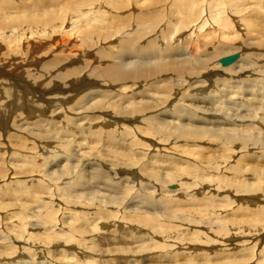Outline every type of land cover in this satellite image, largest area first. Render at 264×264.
Listing matches in <instances>:
<instances>
[{
	"label": "rangeland",
	"instance_id": "rangeland-1",
	"mask_svg": "<svg viewBox=\"0 0 264 264\" xmlns=\"http://www.w3.org/2000/svg\"><path fill=\"white\" fill-rule=\"evenodd\" d=\"M15 1L9 0L6 2L8 4H3L4 11L11 13L10 8H12V6L15 7L18 3H22L23 1H25L26 4L28 3V5L31 3V0ZM62 1L63 3H69L68 0ZM98 2L99 5H93L91 1H88V9L92 7L98 8L101 5V0ZM10 3H13L14 5L12 4V6H10ZM64 5L65 3L62 6ZM138 6L139 5L136 2V5L133 7L130 5L129 9H127V7L125 10L133 8V14H136ZM105 9L107 12H112L111 7ZM125 10L123 12H125ZM86 11L88 10H85L84 12L86 13ZM79 15L80 14H78V16L76 15L75 18L80 17ZM70 28L71 26L69 25L65 26L63 33H57L56 35L44 38L45 40L41 42L42 45L44 44L43 48H47V52H50L51 49L55 50V52L41 57L45 58V60L43 63L39 64V67L47 62L51 56L61 51L60 43L73 51L75 50L77 53L81 52L75 48L76 42H79V39L73 35L67 34ZM5 36L6 34L0 36V38L4 39L3 37ZM239 37L240 39H238ZM216 41L217 43L219 42V44L221 43L220 45L224 44L223 40L221 41L218 37L216 38ZM262 41L264 44L263 38L257 39L256 36L254 38L253 35H249L247 39V42L250 45L245 46V50L246 53L252 55V66L254 67L251 66L248 70H252L254 73L252 74L251 71H246L244 76L246 73L247 75H250V82H244V76H239L240 78L243 77V80L240 78H238V80V76L235 77V75L239 74H234V76L229 75V73L223 72L221 67H218L214 68V70H209L208 72L200 71V80L205 82H201L199 85L194 84L193 87L186 86L182 88L175 86L171 88L169 94L167 92L168 89L164 90L161 88V85H166L168 78L167 76H161L140 81L136 84L137 87L133 84V81L119 82L115 83L113 86H105L102 85L101 81H98L93 84V86L74 95L64 89V91H66L64 92L65 94L60 91V94L58 95L46 96L43 103H53L55 105L51 108H43L41 111H38V109L32 110L30 108L29 104L33 103L34 99H30V101L27 102H23L22 100L24 107H17L18 104L13 98L12 100L15 101L14 115L13 117H10L11 119L9 120V125L6 129L7 131H4L2 137H0V163L3 162L5 167H10L3 176H0V229L2 230V233L0 234V264H83L84 262L90 264H189L188 260L191 259L193 262H191V264H264V239L262 241V239L259 238H264L263 234L260 236H248L246 234V237L241 234H233V236H231L232 234H229L228 236L226 235L227 238L226 236L218 239L216 238V243H200L195 241L192 238V235H190L192 230L198 229V231H205L210 228L208 229L210 231L209 235L213 236L214 232L211 229L213 228L211 222H215L217 219L222 220L221 225H224L229 221H234L238 223L241 222V225L248 227L250 224H253L254 219L257 218V214L260 213L258 211H260L261 208L264 209L263 148L255 147L253 144L246 145V142L244 143L246 147H244L242 143L243 147L241 150V142H236V139H234V143L228 148V146L223 145V140L213 135H204V132L206 131L201 129L211 127L210 125L205 124L207 121L209 122V119L211 120L213 118V120L216 119L220 121L221 119L228 117L227 120L233 121L239 126L235 127V129L247 130L251 133L246 135L252 136L257 135L258 133V144H261L263 139L260 132L264 133V122L262 121V119H264V47L262 46L264 45L261 44ZM244 43L245 41L240 35L236 36L234 42H230V46L225 44L226 46L220 50L225 54L222 58L235 53H238L240 58L243 57L242 52H237L235 49ZM13 44L14 43H7L6 40H0V70L4 71L3 73L7 72L6 76L11 74L13 77H21L19 79L14 78L15 80H22V78L28 80L29 78H26L28 77L26 70H28L27 66L29 65H26L25 62H21V59L25 56H21L22 52L16 53L15 48H12ZM115 45L116 42L109 41L105 43V50L114 49ZM232 48H235V52L233 53H231L232 51H229V49ZM98 49L99 47L96 46L87 49V51L91 52L89 55H86L85 59L87 61L96 59L95 55ZM11 50L13 53L10 52ZM207 50L211 51L212 48L208 47ZM14 52L16 54H14ZM73 60L83 61L80 57L73 58ZM105 63V61H101L100 65L104 66ZM79 65L80 62H75V64H71L69 68L72 69ZM94 65H99L98 61H95ZM63 72L64 70H62L61 73ZM210 72L213 74L208 75ZM205 75L207 78L204 77ZM4 77L5 76L1 77V79H4ZM260 78L263 80L261 81ZM224 83L228 86H224ZM242 83L243 85L240 86ZM167 85L171 87L169 83ZM196 85H198V87H195ZM248 85H252L253 87ZM234 86L244 87L240 90H245L246 88V92L234 93L237 91V88H230ZM12 87L13 85L1 84L0 82V108L2 107L1 103L7 99L5 98L7 97L5 94L6 90H9ZM175 90H179V93L176 94ZM104 91L105 93L106 91L110 93H106L107 97H100V92ZM251 93L253 94L251 95ZM86 94L90 97H96V99L89 105L99 100L102 101L95 104L102 105L109 99L111 100L110 102H120L121 98L124 97L128 100L123 105H133L132 108L129 107L132 111L139 107V104H135L133 101H148L151 107L145 108V106H140L141 110L126 117L128 120L119 123L113 122V124L107 123L105 125V122H109V118H107L105 112L112 110L109 109V106H107L108 104L106 103L102 107L92 106V109L86 110L85 112L81 110V114H78L81 106L78 105V103L88 96ZM133 94L134 98H132ZM165 94L170 95V98L168 96L166 105L163 106L164 108L161 107V109L159 105L157 106V102L161 101L158 100L159 96ZM218 101L224 102V104H222V110L219 108L221 105L218 107L221 113L213 112V109H217V106L219 105ZM204 105L206 107H202ZM176 106L178 107L174 110ZM259 106L261 107L260 109H258ZM99 107L102 110H100ZM198 107H202L203 109L206 108V110L209 108V112L207 113L206 111L205 113H201L199 112L201 109ZM73 108L75 110H73ZM195 108H197V110H195ZM25 110L30 112L32 115L31 118L27 119V121H24V118L21 119V117V120L18 119V115H21L19 113ZM224 111L227 113L222 114ZM187 112L188 117L190 115L192 116L190 117L192 118L191 120L187 119ZM239 115H245L250 119H245L241 122L240 119L242 118L238 117ZM84 116L85 118H83ZM120 118L121 117L118 119ZM160 119H163L166 122L160 123ZM251 119L257 120L258 123L255 122V124H249V126H241L243 123H250L247 121H251ZM43 120L53 123L52 125H48L49 127L44 124V127L42 128L38 127L39 125L29 126L24 124V122L42 123ZM19 122L24 128L28 126L27 132L18 131ZM156 122H159V124L156 128L158 130L155 131L157 135H154L151 133V129H148L147 126L151 124L155 126ZM189 123H194L196 126L191 127ZM125 126L126 128L136 129L134 133L131 131L132 134H130L129 138L126 137L127 135L122 136V130L120 131L118 129L119 127L124 129ZM182 126H186L185 128L187 131H184L183 129L185 128H182ZM79 128L85 129L79 131ZM191 128H194L195 130H191ZM67 129L70 133H68L69 135L66 139L70 141L72 146L71 155H73L70 156V159L72 160L70 163L73 164L74 162V164H79L81 161L82 165H86V162H88V164H95L94 169L102 165L108 172V176L103 178L104 184L107 182L110 183L109 180H113V183L118 186L117 188L122 189V192H118L114 195L113 200L105 203L103 202L105 201L104 197L88 195V192L83 196L87 198L90 197V199L93 200L89 205V202L86 200L83 201V203H77L82 202L77 199L71 201L67 195L66 197H60V195H57L56 198L53 196L52 190L48 189L49 186H45L44 182L42 183V181L45 180L43 178L45 177V171L50 169V166L52 165L51 163H54V161L57 162L58 159H61L64 156L63 150H60L61 147L57 146L58 144L54 141V138L59 139V141L64 139L65 135H62V133ZM37 133L44 134L48 137L49 141H44L43 138H36ZM58 135L60 136L58 137ZM159 140L162 141L159 142ZM154 142L158 144H155ZM90 144L94 145L92 152L95 156L94 158L90 157L86 159V153L91 152L89 150V146H91ZM131 149H136L137 155L132 156L130 152ZM40 155L43 157L41 158ZM129 157L136 161V163L130 161ZM39 160L42 163H39ZM115 161L120 163V168L114 166ZM220 161L223 162L222 166H218ZM237 161H240V164L236 165ZM66 163L67 160L63 161L61 165H65ZM32 164H36V166L40 165L42 169L40 170L39 167L34 168L32 167ZM122 165H125V167ZM179 166L184 168L181 170H185V168L192 169V171L197 174V177L186 178L185 175L179 178L177 182L168 183L167 181H164L165 183L162 184L157 183V180L152 179L146 174L147 172L144 173L143 171L146 169L149 172L151 171L163 176L171 171L179 175L180 173H177V170H175V168ZM58 169L59 167L55 169L53 168L50 172L53 173L54 170L58 171ZM241 170H243L242 173L239 172ZM208 176H212V178L215 179L221 178L220 180L238 179L240 182H248V184L249 182L250 184H254V182L256 184V181H258L257 185L259 187L261 185V187L259 189V187L256 186V190L253 189L254 192L245 193L232 190L230 189V186L220 190L216 189L210 181L197 182L198 178V180H202L200 177L205 178ZM189 179L194 180L190 181ZM46 180L48 179L46 178ZM65 181H70V183L73 184V180L67 177V179H59V181H57L59 182L57 186L60 188H63V185L64 187H67ZM189 181L192 188H190L191 193L189 191L186 192V189H180L182 183L185 184V182ZM133 185H136L134 186L135 188L132 187ZM125 186H131L132 189L126 191V188H124ZM50 187H52L51 184ZM73 188L74 187L71 186L68 190L72 191L74 190ZM48 191L50 193H48ZM79 192H81V190L75 187L74 194ZM60 193L64 194L61 191ZM181 195L183 196L182 199L180 198ZM143 196H147L150 199L144 200L148 207H144L141 210L145 213L156 215L158 217L157 220H159L158 223H162L164 227L168 228L169 225L173 226L170 228L174 230L173 233L178 232L175 237H180H176L177 241L173 238L169 240V242H165L166 238H162L161 234L157 235L153 229L147 228L132 220L131 217L136 215L135 211H132V209L140 205L139 202L142 201L139 200H142ZM163 196L167 198L170 197L173 202L175 201V204L178 203L179 205L171 207L172 205L170 204H162L160 200L164 198ZM210 196L212 198L208 201ZM150 202H152L154 206L157 205L156 202H159V205L162 207H170H168V210H166V207L164 209L165 211L153 209V205L149 206ZM128 208H132L131 211H129ZM39 209L41 210L40 216L44 215L46 212L52 211L50 218L53 220H50L53 221V223H49L48 226L52 227V229L57 227L56 232H59L61 229L65 232L70 231L69 226L73 223L77 230H80L78 229L80 226V228L87 231L86 237L84 236V239L80 238L82 242L76 237L75 241L74 238L69 241L56 238V241L51 242L52 244H50V246L46 245L45 241L41 240V235L39 234L41 229L27 227L25 231L19 227L18 223L19 217L21 216L31 218V220L33 219L35 221V216H37V210ZM99 212L104 220L98 224V219V221L95 220L94 223L91 224V222H93L92 220L96 219L95 214ZM175 214L181 218L183 217L187 219V216L191 218L195 216L194 223H189L187 220V222L182 220L179 221L180 217H177L179 218L178 220H172L175 217ZM161 215L168 216V219L164 220ZM198 216L199 219L201 218L200 221H195ZM230 223L232 224V222ZM94 225L98 228L96 227V229L93 230ZM202 225H204V227ZM175 226L178 229L177 231L174 229ZM189 226L190 228L184 233V229H187ZM19 233L22 234V237L18 238ZM141 235L147 236V242L155 245L152 247L161 246L162 244L171 247L166 249L168 252H165L166 250H161L160 248L152 250L150 248L144 249L142 248L141 242H139V237ZM42 237L45 238V236ZM28 238L35 240L38 243H32L34 244L33 246L31 244H23L27 242ZM257 238L260 239L258 245L251 246L258 240ZM9 239L12 241L9 243L5 242V240L9 241ZM186 239L188 240L185 241ZM227 240L228 242H226ZM245 240L249 242H246ZM173 242L177 245L175 243L173 244ZM193 243L195 246H190L193 245ZM172 244L174 246H172ZM249 245L251 247H247ZM256 248L258 258L254 255L256 256L255 258L249 259L250 255L248 256L247 253L253 252ZM64 255L67 256L68 260L63 258ZM176 260H178V262L175 263Z\"/></svg>",
	"mask_w": 264,
	"mask_h": 264
},
{
	"label": "bare ground",
	"instance_id": "bare-ground-1",
	"mask_svg": "<svg viewBox=\"0 0 264 264\" xmlns=\"http://www.w3.org/2000/svg\"><path fill=\"white\" fill-rule=\"evenodd\" d=\"M8 1L9 0H0V36H3L4 34H6V36L3 37L4 39L0 38V40H6L7 43L8 42L14 43L12 48H15V52L16 53L22 52L21 56H25L23 57V59H21L22 60L21 62H25L26 65H29L27 66L28 70H26L28 73L27 75L28 77L26 78H29V79L26 80L22 78V80H15L14 78L19 79L21 77L19 78L13 77V75L11 74H9V76H6L7 72L3 73L4 71L0 70L1 84L13 85L12 88H10L9 90H6L5 94L7 97L5 98L7 99L1 103L2 107L0 108V137H2L4 131H7L6 129L9 125V120L11 119L10 117H13L14 115L15 101L18 104L17 107L18 106L22 107L23 106L22 100L23 102L24 101L27 102V101H30V99H34L33 103L29 104L30 108L32 110L38 109V111H41L43 108H51L55 105L53 103H43L45 101L46 96L58 95L60 94L59 93L60 91L63 92V94H65L64 92L66 91H64V89L72 93V95L76 93L78 94L86 90L90 86H93V84H95L98 81H101L102 85H105V86H108V85L113 86L115 85V83L124 82V81H133V84L137 87L136 84L138 82L147 80L148 78H158L161 76H167L168 80L166 81V85H161V88L164 90L168 89L167 92L169 94V91L171 90L172 87H175V86L182 87V88L186 86L193 87L194 84L199 85L201 82L202 83L205 82L203 80H200V77H201L200 71L208 72L209 70H214V68L221 67L223 72L229 73V75L234 76V74H239V75H235V77L238 76L237 79L240 78L239 76H244V73L246 71L247 72L251 71V73L253 74L254 71L248 70L249 68H251L253 64V59H252V55L250 53H246V50H245L246 49L245 46L250 45L247 42V39L249 35H253L254 38L256 36L257 39L259 38L264 39V0H101V5L98 8L92 7L90 9H88V6H89L88 1H91L93 5L95 4L99 5V2H98L99 0H78V2L77 0L76 1L68 0L69 3L67 4L66 2H64L65 3L64 6H62L64 4L62 0H37V1L33 0V2L31 0V3L29 5L28 3L26 4L25 1H23L22 3H18V5H16L15 7L12 6L13 3L12 4L10 3L11 5L10 4L9 5L12 6V8H10L11 13H7L4 11L5 9L3 8V4H8L6 3ZM136 2L139 5L136 10V14H133L134 13L133 8L130 10H125L127 7H128L127 9H129L130 5H132V7L136 5ZM107 7L108 8L111 7V10H112L111 13L106 11L105 8ZM85 10H88V11H86L85 13L84 12ZM124 10L125 12H123ZM78 14H80L79 15L80 17L75 18L76 15L78 16ZM68 25L71 26V28L69 29L67 34L73 35L77 39H79V42H76L75 48L81 52L77 53L75 50L73 51L67 48V46H65L64 44L60 43L61 51L51 56L47 62L40 65L39 67V64L43 63L45 60V58H41V57L55 52V50L53 49H51L50 52H47L46 51L47 48H43L44 44L42 45L41 42L45 40L44 39L45 37L56 35L57 33H63L64 27ZM239 35L245 41V43L238 46L236 49L235 48L229 49V51H232L231 53L235 52V50H237V52L240 51L242 52L243 57L241 58L239 57L237 59L238 61L236 60L234 64L232 63L231 65L226 66V67L222 66L219 61L222 58V56L225 54L222 53L220 50L224 48V46L226 45L230 46V42L232 41L234 42L235 37ZM217 37L218 39H221V41L223 40L224 42L223 45H220L221 43L219 44V42L217 43L216 41ZM238 39H240V37ZM109 41L116 42L117 46L115 45L114 49L105 50L106 48L105 43ZM261 44L264 45L263 41L261 42ZM56 46H57V43H56ZM93 46L99 47L95 55L96 59L87 61L85 59L86 55H89V53L91 52V51H87V49ZM208 47H211L212 50L208 51L207 50ZM10 52L13 53L12 50ZM15 52L14 54H16ZM78 57L82 58L83 61L73 60V58H78ZM95 61H98L99 65H94ZM101 61L106 62L104 66L100 65ZM75 62L76 63L80 62V65L78 67L70 69L69 66L71 64H75ZM62 70H64L63 73H61ZM209 74L212 75L213 73L210 72L208 73V75ZM3 76H5L4 79H1V77ZM204 77L207 78L206 75ZM244 77L245 78L242 77L243 79H245L244 82L245 81L250 82L251 80L250 75H247L246 73ZM260 80L262 81L263 79L260 78ZM168 83L169 85H171V87L167 85ZM198 85H196L195 87H198ZM242 85L243 83L240 84V86ZM224 86H228V85H225L224 83ZM248 86L253 87L252 85H248ZM230 88L232 89L237 88V91L234 93L246 92V88L245 90H240L244 87L234 86ZM247 90H248V87H247ZM178 91L175 90V93L178 94L179 93ZM106 93H110V92L106 91ZM106 93L105 91L100 92L101 94L100 97H107ZM168 94L159 96L158 100H161V101L157 102V106L159 105L161 108L166 105V100L168 96L170 98V95ZM252 94L253 93H251V95ZM13 98L15 99V101L12 100ZM132 98H134V94L132 95ZM95 99L96 97H90L88 95L86 96V98L80 101L78 105H81V106L79 109L80 111H78V114H81L80 113L81 110L85 112L86 110L92 109V106L102 107L106 103L108 104L107 106H109V109H112V110L105 112L107 118H109L108 119L109 122H105V125L107 123L113 124V122L119 123L121 121L128 120L126 119V117L128 115L134 114L135 112L141 110L140 106L141 107L145 106V108L151 107L148 101L147 102H143L142 100L137 101V102L133 101V103L139 104V107L136 109L133 108L134 110L132 111L131 109H129V107L132 108L133 105L132 106L129 104L125 106L123 105L128 100V99H125L124 97L121 98L120 102L119 101L110 102L111 100L109 99L105 101L102 105L95 104L102 100L95 101L93 104L89 105ZM218 102H219V105L217 106V109L216 108L213 109V112L221 113L219 110L222 108L223 106L222 104H224V102L222 101H218ZM261 102L263 103L262 100ZM261 102L259 103L262 104ZM220 105L221 107H219ZM100 107L99 109L102 110ZM177 107L178 106H176L174 110H176ZM202 107H206V106L204 105ZM202 107H198L201 109V111L199 112L201 113L203 112L205 113L206 111L207 113L209 112L208 111L209 108L206 110V108L203 109ZM218 107L220 109H218ZM260 108L261 107L259 106L258 109ZM73 110L75 109L73 108ZM195 110H197V108H195ZM224 113H227V112L224 111L222 114ZM19 114L21 115H18L19 116L18 119H20L21 117V119L24 118L23 119L24 121H27V119H30L32 116L30 112L26 110L23 112H20ZM119 117L121 118L118 119ZM190 117L192 116L190 115L188 117V112H187V119L191 120L192 118ZM238 117L242 118L240 119L241 122L242 120L250 119L249 117L245 115L244 116L239 115ZM83 118H85V116ZM227 118L228 117H225L224 119L220 118L222 121L221 120L219 121L216 119L213 120V118L211 120L209 119V122L207 121L205 124L210 125L211 127L201 128L204 131H206L204 132V135H213L215 137H218L219 139L223 140V145L228 146V148L234 143L233 142L234 139H236V142H241V150L243 147L242 143L244 145V143L246 142H247L246 145L253 144L255 147H261L264 150V133L260 132V134L262 135L263 141L261 142V144H258L259 142L258 137H257L259 136L258 133L257 135H252V136L246 135V134H251V133H249V131L247 130L235 129V127H239V126H237L236 123H234L233 121L227 120ZM251 121H254V122H251ZM251 121L249 120L247 122H250V123H243V125L241 126L244 127V126H249V124H255V122L258 123L257 120H254V119L253 120L251 119ZM262 121L264 122V119H262ZM164 122L166 121L163 119H160V123H164ZM52 123L48 122L47 120H43L42 123L41 122H31V123L24 122L25 125H29V126L39 125L38 127L40 128L44 127V124H46L47 127H49L48 125H52ZM158 124L159 122H156L155 126L151 124L147 126V128L151 129V133H153L154 135H157L155 131L158 130L156 129ZM193 124L194 123H189L191 127L196 126L195 124L194 125ZM18 127H19L18 131L27 132L28 130V126L24 128L23 125L20 124V122L18 124ZM185 127L186 126H182V128H185ZM68 129L62 133V135H65V138L61 139L60 140L61 142L59 141V139L54 138V141L57 142L58 144L57 146H60L61 147L60 150H63L64 156L62 158L60 157L61 159H58L57 162L54 161V163H51L52 165L50 166V169L48 171H45L46 173L44 172L45 177L43 178L45 180L42 179L44 180L42 181V183L44 182L45 186H49L48 189L52 190L53 196H55L56 198H57V195H60V197L61 196L66 197L67 195L69 196L71 201H73L74 199H77L78 201L79 200L82 201V202H77V203H83V201L86 200L89 202L88 203L89 205L90 202L93 200L90 199V197L87 198L83 196L85 193L88 192L87 193L88 195H97L100 197H104L105 201L103 202L105 203L107 201L113 200L114 195L117 194L118 192H122V189L117 188L118 186H116L113 183V180H109L110 183L107 182L104 184L103 178H106V176H108V172L107 170L104 169L102 165L101 166L99 165L100 167L94 169L95 164H91V163L88 164V162H86L87 163L86 165H82L81 161L79 164H74V162L73 164L70 163L72 161L70 159L71 158L70 156H73V155H71L72 146L70 144V141L66 139V137L69 135L68 133H70ZM83 129L85 128H79V131L81 130L83 131ZM118 129L120 131L122 130L123 133L121 135L122 136L127 135L126 136L127 138H129L130 134H132L131 131H133V133L136 131L135 128L130 129V128H126V126L124 129L120 127ZM183 130L187 131L186 128ZM191 130H195V129L191 128ZM196 130H199V129H196ZM46 132H47V129H46ZM36 136L34 137L43 138L44 141L48 140V137L42 133L41 134L37 133ZM59 136L60 135H58V137ZM56 138H57V135H56ZM160 141L162 140H159V142ZM93 144H90L91 146H89V150L91 152L86 153L87 154V157H85L86 159L90 157L94 158L95 156L94 153L92 152L93 147H94ZM155 144H158V143H155ZM246 145H244V147H246ZM135 150L136 149H131V151L129 150L132 156L137 155L136 154L137 150L136 151ZM117 158L120 159L119 157ZM44 160H45V157H44ZM65 160H67V163L65 165L64 164L61 165L62 162ZM129 160L132 161L133 163L134 162L136 163V161H134L131 157H129ZM41 161L39 163H42ZM222 163L223 162L220 161L218 166L220 165L222 166ZM238 164H240V161H237L236 165ZM119 165L120 163L118 161L117 162L115 161L114 166L119 167ZM32 167L34 168L39 167L40 170L42 169L40 165L36 166V164H32ZM57 167H59L58 171L54 170L53 173L50 172L51 169L53 168L55 169ZM123 167H125V165ZM9 168L10 167H5L3 162L0 163V176H3L5 172H7V169ZM181 169H184V168L180 166L175 168V170H177V173L178 172L180 173L179 175L175 174V172L170 171V173L165 174V176L161 174L153 173L151 171L149 172L146 169L143 171L144 173L147 172L146 174L150 176L152 179L157 180V183H162V184L165 183L164 181H167L168 183L177 182L179 178L185 175H186V178L197 177V174H195L192 171V169L191 170L189 168L188 169L185 168V170H181ZM242 171L243 170L239 172L242 173ZM67 177L73 180V184H71L70 181H65V183L67 184V187H64V185H63V188L58 187L57 185L59 184V182L57 181H59V179H62V178L67 179ZM46 178L48 180H46ZM200 178L202 180H198L199 179L198 178L197 182L200 183L201 181L202 182L210 181L213 183L212 185L215 186L216 189H219V190L230 186V189L235 190L237 192L249 193V192H254L253 189H255L256 186L259 187L257 185L258 181H256V184L255 182L254 184L253 183L250 184V182L248 184V182L247 183L240 182L238 179L220 180L221 178L215 179V178H212V176H208L205 178L200 177ZM192 180L194 179H191L190 181ZM190 181L185 182V184L182 183L180 189L182 190L186 189L187 190L186 192L188 191L190 192L191 191ZM50 184L52 187H50ZM71 186L74 187L73 188L74 190L72 191L68 190ZM134 186L136 185H133L132 187ZM75 187L81 190V192L74 194ZM132 187L125 186L124 188H126L125 189L126 191H129V189H132ZM60 191L63 192L64 194H61ZM48 193L50 192L48 191ZM176 193H179V192H176ZM263 193H264V187H263ZM123 194H124V191H123ZM163 197L165 199L163 198L162 200H160L162 204L166 205L167 203V205L169 204L172 205L171 207H175L174 205H179L178 203L175 204V201L173 202L170 199V197L168 198L165 196ZM182 197L183 196L181 195L180 198L182 199ZM211 198L212 197L210 196L208 201ZM148 199L150 198L147 196L146 197L143 196V199L139 200L142 202L138 201L140 205L136 206L133 209L131 208L132 211H135L136 213V215L131 217L132 220L141 225H144L147 228L153 229V231L157 235L161 234L162 238H166L165 242H169V240L173 238L176 239V237L178 236L175 237V235L178 234V232L173 233L174 230L170 229L173 226L169 225V227L166 228L163 226L162 223H158L159 220H157L158 217L156 215H153L151 213H145L141 210L144 207H148L144 202V200H148ZM197 200H198V197H197ZM156 203L157 205L154 206V204L150 202L149 206L153 205V209H160L163 211H165L164 209L166 207H167L166 210H168V207H170V206L162 207L159 205L160 204L159 202H156ZM131 209H129V211H131ZM40 211H41L40 209L37 210V216H35V221L33 219L31 220V218L21 216L19 217L18 223H19V227L25 231L27 227H30L33 229H41L40 230L41 232H39V234L41 235V240H44L46 245L50 246V244H52L51 242L56 241V238L65 239L66 241H69L74 238V241H75V237L79 240L80 238L82 239L84 236L86 237L87 231L83 228H80V226L78 227V229L80 230H77L73 223L71 224L72 226L71 225L69 226L70 231L65 232L63 229H61L59 232H56L57 227H54V229H52V227L48 226L49 223H53V221H51L53 219L50 218L52 211L46 212L44 215H41V216H40ZM258 212L260 213L257 214L258 215L257 218H255L253 221V224H250L248 227H244L243 225H241V222L238 223L234 221H229L227 223L225 222L226 224L221 225L222 220L217 219L215 222L213 220H212L213 222L210 221L213 227L211 228L214 232L213 236L209 235L210 231L208 229L210 228L206 229L205 231L203 230L198 231V229L192 230L190 235H192V238L195 241L200 242V243L201 242L216 243V238L218 239L226 235L228 236L229 234H232L231 236H233V234H241L242 236L243 235L245 236L246 234L248 236L249 235L250 236L252 235L260 236L261 234L264 235V209L261 208L260 211ZM176 214L172 220L179 219L177 217H180V216ZM95 215H96V219L92 220L93 222H91V224L94 223L95 220L98 221V219H99L98 224L104 220L100 216L101 215L100 212ZM161 216L164 220L168 219V216L166 215H161ZM187 217L188 219L180 217L179 221L182 220L185 222L187 220L189 221V223L190 222L194 223L195 216L193 218L189 216ZM196 218L198 220L196 219L195 221H200L201 219V218L199 219V216ZM230 222H232V224ZM202 226L204 227V225ZM96 227L97 226L94 225L93 230L96 229ZM189 228L190 226L187 229H184L185 231L183 232L185 233ZM174 229H176L175 231L178 230L176 226ZM1 233H2V230L0 229V234ZM42 236H45V238H43ZM19 237H22V234L19 233L18 238ZM146 237H147L146 235H141L139 237V242H141L142 248L144 249L150 248L152 250V249L160 248L161 250H166L167 248L171 247V246H165V244H162L161 246L158 244L159 246L152 247L155 245L147 242L148 239H146ZM259 238L262 239V241L264 239L262 237H259ZM260 239H258L251 246L258 245ZM187 240L188 239H186L185 241ZM10 241L12 240L10 239L9 241L5 240V242H8V243ZM226 242H228V240ZM230 242H233V241H230ZM246 242H249V241H246ZM32 243L36 244L38 242L28 238L27 242L23 244H26V245L31 244L33 246L34 244ZM174 243L175 242H173V244ZM194 243L193 245H190V246H195ZM173 244L172 246H174ZM251 246L249 245L247 247H251ZM257 248L253 250V252L247 253L248 256L250 255L249 259L255 258L256 256L258 258ZM165 252H168V251L166 250ZM63 258L68 260L66 255H64ZM176 262H178V260H176L175 263ZM191 262H192V259L188 260L189 264H191ZM226 262H231V261H226ZM83 264H90V263L84 262ZM226 264H231V263H226Z\"/></svg>",
	"mask_w": 264,
	"mask_h": 264
},
{
	"label": "water",
	"instance_id": "water-1",
	"mask_svg": "<svg viewBox=\"0 0 264 264\" xmlns=\"http://www.w3.org/2000/svg\"><path fill=\"white\" fill-rule=\"evenodd\" d=\"M238 58H239V54L236 53V54L221 58L219 62L221 63L222 66L226 67L234 63Z\"/></svg>",
	"mask_w": 264,
	"mask_h": 264
}]
</instances>
